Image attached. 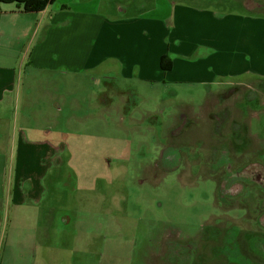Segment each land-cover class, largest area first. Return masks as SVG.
I'll list each match as a JSON object with an SVG mask.
<instances>
[{"label":"rangeland","instance_id":"obj_1","mask_svg":"<svg viewBox=\"0 0 264 264\" xmlns=\"http://www.w3.org/2000/svg\"><path fill=\"white\" fill-rule=\"evenodd\" d=\"M114 1L127 9L128 17L146 14L155 3H162V0ZM247 1L263 12L264 0ZM169 2L219 13H238L246 0ZM107 9L103 7L102 12ZM103 71L50 74L37 71L31 77L22 75L24 85L0 119V152L9 149V140L19 131L36 141L43 138L47 129L51 133L46 139L57 150L54 155L44 153L39 159L24 163V171H48L45 176L40 175L41 179L38 177L46 195L40 208L20 210L18 214L26 218L24 221H6V226L13 230L11 238L14 228L19 229L17 247L28 252L36 243L37 217L53 216L55 231L51 242L58 264H157L167 244L192 245L207 222L224 213L215 202V181L210 173H202L211 168L207 164L216 139L207 114L213 103L214 109L219 107L214 95L221 93V88L171 85L164 84L167 79L142 81L119 75L116 81L106 80ZM246 80L253 82L252 88L239 90L249 97L257 94L259 104L250 100L246 104L239 92L242 96L234 95L226 103L231 111L229 124L236 119L246 122V129L243 130V125L240 128V136L247 141L248 151L242 153L240 166L258 163L257 154L264 149V78L250 76ZM180 111L198 115L202 123L172 138V127ZM198 139L203 141L201 147L197 145ZM183 141L188 142V156L197 160L191 163L181 159L178 168L170 170L172 164L162 159L165 148L171 142ZM13 168L14 160H5L4 153L1 154V203L2 193L12 182ZM215 171L218 178L221 170ZM242 213L240 210L236 214ZM234 225L257 231L255 224L234 221ZM8 248L13 250L10 244ZM29 262L24 256L18 260L5 259L4 263Z\"/></svg>","mask_w":264,"mask_h":264},{"label":"crops","instance_id":"obj_2","mask_svg":"<svg viewBox=\"0 0 264 264\" xmlns=\"http://www.w3.org/2000/svg\"><path fill=\"white\" fill-rule=\"evenodd\" d=\"M241 4L245 14L162 0L146 14L128 17L127 9L114 0H48L37 12H24L15 2L0 3V119L22 89V75L31 77L37 71L85 73L105 68L106 80L116 81L119 75L142 81L167 79L164 84L171 85L249 89L253 82H247L248 77L264 78V10L249 12ZM103 7L108 9L102 12ZM165 54L172 59L167 71L160 68ZM22 131L9 140L11 148L0 152L5 160H14L12 182L0 202V264L24 256L29 264H58L51 242L53 216L37 217L36 243L28 252L17 247L19 229L14 228L11 238L13 230L6 226V221H24L20 210L40 208L46 195L40 175L48 171H24V163L57 150L46 139L50 129L36 141Z\"/></svg>","mask_w":264,"mask_h":264},{"label":"flooded vegetation","instance_id":"obj_3","mask_svg":"<svg viewBox=\"0 0 264 264\" xmlns=\"http://www.w3.org/2000/svg\"><path fill=\"white\" fill-rule=\"evenodd\" d=\"M239 89H224L214 95L219 107L214 109L213 103L207 114L216 139L211 145L207 164L211 168L202 173H210V178L215 181V202L224 213L209 220L203 233L192 245L167 244L157 264H264V149L257 154L258 163L240 166L242 153L248 151L247 141L240 136V128L243 125V130L246 129V122L236 119L229 124L231 111L226 105L234 95H243L246 104L250 100L257 105L259 99L257 94L249 97V94ZM262 95L264 96V85ZM200 120L198 115L194 116L190 111H180L172 127V138H178L185 129L200 125ZM227 126L229 129L225 130L224 127ZM187 143L171 142L165 148V157L162 159L172 164L170 170L177 169L181 159L191 163L193 159L197 160L194 156H188ZM202 144L203 141L198 139V147ZM183 152L187 154L185 157ZM215 170H221L218 178L215 176L218 171ZM240 210L243 213L237 215ZM227 211H232L235 215L227 214ZM234 221L255 224L257 231L251 232L236 226Z\"/></svg>","mask_w":264,"mask_h":264},{"label":"trees","instance_id":"obj_4","mask_svg":"<svg viewBox=\"0 0 264 264\" xmlns=\"http://www.w3.org/2000/svg\"><path fill=\"white\" fill-rule=\"evenodd\" d=\"M47 1L48 0H0V3L15 2V3H18L19 5H21L23 7L24 12H37V11H40L44 8ZM244 3H245V6L247 8H249L250 10H254V8H252V7L255 5L251 4L247 0ZM257 7H258V5H257ZM171 62H172V59L170 56L165 55V56L161 57L160 68L163 71L169 70L171 68Z\"/></svg>","mask_w":264,"mask_h":264}]
</instances>
